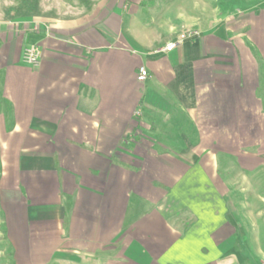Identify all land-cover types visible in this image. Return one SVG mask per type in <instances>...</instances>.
Wrapping results in <instances>:
<instances>
[{"label":"crops","instance_id":"crops-1","mask_svg":"<svg viewBox=\"0 0 264 264\" xmlns=\"http://www.w3.org/2000/svg\"><path fill=\"white\" fill-rule=\"evenodd\" d=\"M236 2L162 37L158 0L0 19V264H264V0Z\"/></svg>","mask_w":264,"mask_h":264},{"label":"rangeland","instance_id":"rangeland-1","mask_svg":"<svg viewBox=\"0 0 264 264\" xmlns=\"http://www.w3.org/2000/svg\"><path fill=\"white\" fill-rule=\"evenodd\" d=\"M158 1L160 2L159 4L157 3L156 6L148 9L150 11L149 14L145 15L144 13H140L136 15V19L138 20V22L141 23L142 20L147 22V23L142 22L146 30L151 29V31H153V29L157 27L155 25H157L159 16L164 14L162 11L165 10V8H169L168 12H170L173 11L178 6L180 7V10H182V14L183 13L189 15L198 14L201 17L202 15L205 17L206 13L203 12H205L206 8H209L210 6L212 7L217 6V4L218 5L220 4L222 8L223 1L226 2L227 4L226 6H228L230 9H235L236 6L238 5V2H236L237 0H158ZM29 4H30V0H0V19H10L16 15H23V12L29 9ZM166 18L168 20H173L174 14L171 13ZM147 27L149 28L147 29ZM161 30L162 29H155L154 31H157L160 37H162ZM181 31H184L183 34H186L185 32L187 30L183 27ZM0 247L3 246H1L0 244Z\"/></svg>","mask_w":264,"mask_h":264},{"label":"built area","instance_id":"built-area-1","mask_svg":"<svg viewBox=\"0 0 264 264\" xmlns=\"http://www.w3.org/2000/svg\"><path fill=\"white\" fill-rule=\"evenodd\" d=\"M190 33V32H189ZM188 33V34H189ZM188 34H181L180 37H178L176 42H170L165 46V50H170L171 48L175 47L179 42L183 41V37L188 36ZM41 58V48L38 45L32 44L27 47H25L22 51V61L26 64L36 66L39 63V60ZM149 75L148 69L140 65L137 71V80L138 81H144L145 78H147Z\"/></svg>","mask_w":264,"mask_h":264}]
</instances>
